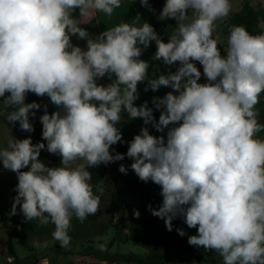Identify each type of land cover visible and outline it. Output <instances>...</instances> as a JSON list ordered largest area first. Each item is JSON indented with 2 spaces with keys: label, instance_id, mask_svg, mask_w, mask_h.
I'll return each mask as SVG.
<instances>
[{
  "label": "clouds",
  "instance_id": "obj_1",
  "mask_svg": "<svg viewBox=\"0 0 264 264\" xmlns=\"http://www.w3.org/2000/svg\"><path fill=\"white\" fill-rule=\"evenodd\" d=\"M119 7L120 0H0V97L8 93L4 102L17 106L7 119L34 130L29 115L40 105L25 103L29 92L47 95L63 113L40 117L47 151L59 154L61 166L41 162L45 144L34 145L30 137L12 139L0 150L3 168L18 178L12 214L19 205L26 220L51 222L55 240L66 247L73 215L83 221L100 209L87 169L125 158L110 148L122 140L117 124L127 112L160 132L178 125L168 128L166 139L145 127L129 142L131 169L161 187L162 205L149 206L152 215L164 219L168 231L174 218L183 217L198 233L188 237L189 245L218 252L223 264H264V140L255 138L264 130L255 112L264 93V34L233 27L222 56L213 33L216 21L230 13V0H166L160 19L177 21L167 43L147 22L122 23L91 39L72 17L77 8L81 16L90 9L111 16ZM72 35L87 39V50L73 46ZM152 41L154 59L180 64L174 73L147 79L146 91L173 89L154 98L163 109L158 122L147 102L134 104L149 68L139 59L140 45ZM193 61L209 83L198 82L201 72ZM106 74L115 76L113 82L98 85ZM119 171L127 173L124 165Z\"/></svg>",
  "mask_w": 264,
  "mask_h": 264
},
{
  "label": "crops",
  "instance_id": "obj_2",
  "mask_svg": "<svg viewBox=\"0 0 264 264\" xmlns=\"http://www.w3.org/2000/svg\"><path fill=\"white\" fill-rule=\"evenodd\" d=\"M245 1L230 0L232 5L230 13L227 17L216 21L213 37H219L218 43L220 44H218V48L222 56H226L225 50L228 47V38L223 32V24L232 15L241 11ZM249 2L254 6L260 4L264 7V0H249ZM165 3L166 0H148L149 6L146 7L142 6L140 0H120V7L115 8L111 16L94 9L89 10V15L81 16L80 14L77 15L80 12L77 8L73 11L72 17L77 21L79 27L88 32L91 39H96L107 29L122 23L139 27L147 22L153 26L159 39L167 43L170 36L176 31L177 21L174 18L160 19V13ZM188 16L191 20L194 19L195 14L190 10ZM262 29L264 34V24H262ZM71 44L79 46L82 50H87V39H81L78 35L71 36ZM140 47L142 55L139 59L148 62L149 68L148 77L139 84H148L147 79L155 78L159 74L174 73L180 67L179 62L166 65L162 59H154L157 51L155 41H152L147 48H144L143 45H140ZM193 63L201 72V78L198 82L202 84L209 83L203 75V66L198 61H193ZM114 79L115 76L110 79L106 74L104 77L97 79V84L107 86ZM172 91L171 87L164 86L156 91L151 90V88L147 91H139L137 92L138 99L134 101V104L138 107L147 102V106L153 110L155 108L154 98H163L168 92ZM43 97L49 101L53 112L61 111V114H63L60 108L52 104L50 97L47 95ZM157 110L159 112L163 111V109ZM255 112L257 113L258 123L264 125V93L260 95L259 103L255 106ZM154 119L157 122L159 120L156 117ZM120 122L127 125L125 133L128 145L136 135L141 133L142 128L147 127L151 135L164 136L166 139L168 128L178 126L169 125L163 132H160L152 123L145 125L142 118H130L127 112L121 113ZM255 138L264 140V130L257 132ZM12 139L19 140L18 131L8 129L5 124L0 122V150L6 149ZM124 157L123 160L115 162L100 183L92 184L94 194L100 197V209L96 215H89L83 221L73 215L71 227L68 229V235L71 239L66 247H62L60 242L55 240L53 236L55 225L51 222L44 225L40 223L39 219L28 221L25 218L22 230H15L13 224L20 208L17 205L16 213L12 214V205L17 195L18 178L15 172L3 168V164L0 162V190L5 189L7 185L10 186L7 192L4 191L7 199L0 195V211L4 213V218L0 217V252L9 251L11 240L15 258L23 262L48 260L51 264H140L126 261L123 257L135 255L146 258L155 254L162 256L175 254V257L166 264H223V257L214 250H206L203 247L189 249L192 246L188 243V237L197 235V232L190 234L178 243L163 246L160 251L137 245L130 240L131 235L138 227L167 236L186 225V223L183 217L177 216L172 221L173 230L168 231L164 219L152 215L149 206H151V209H158L162 205L163 197L161 195L153 203H149L148 191L153 182L151 180L148 182L140 180L131 169V164L134 161L127 155ZM121 165H124L127 169L126 174L119 171ZM71 166L75 167L76 165ZM100 189H103V192ZM113 199L121 203L120 210L113 207ZM122 211L124 212L123 218L120 216ZM136 211L139 212L138 218L134 215ZM116 212L119 214L117 221L115 218ZM23 239L26 242L22 247ZM150 246L155 247V244L150 243ZM0 264L6 263L0 260Z\"/></svg>",
  "mask_w": 264,
  "mask_h": 264
},
{
  "label": "trees",
  "instance_id": "obj_3",
  "mask_svg": "<svg viewBox=\"0 0 264 264\" xmlns=\"http://www.w3.org/2000/svg\"><path fill=\"white\" fill-rule=\"evenodd\" d=\"M77 13V15H79ZM262 24H264V7L262 5H252L249 0H246L241 11L232 15L224 24H223V32L225 35L229 36L230 30L233 27L236 26H243L246 28V30L252 34V35H259L263 34ZM228 45V44H227ZM148 84H138L137 86V92L139 91H145ZM150 87L148 88V90ZM9 94L6 93L4 97H0V122L5 124L8 129L13 131H18L19 133V140L25 139V138H31L32 143L38 144V143H44L45 148L41 150L39 159L41 162H43L47 167H59L61 166V157L59 154H52L47 151V141L43 140L42 138V123L40 120V117L45 113V111L48 114L53 113V109L51 107V104L49 101L41 96H37L36 94L29 92L26 94L25 103H32L36 102L40 105V108L33 109L32 111L35 112V115L33 116L30 112L29 115V121L33 125V131H25L22 130L20 127L19 121L16 122H10L7 117L8 115L16 110L17 106L6 104L4 101L7 99V96ZM161 115V112L157 110L155 107L153 109V116L159 119V116ZM117 127L122 133V140L118 142L115 145H112L110 148V152L113 155H116L117 153L123 154L124 156L127 153V149L129 147L127 143V137H126V127L127 125L125 123L119 122L117 124ZM116 162V161H115ZM115 162L109 163L107 165L100 164L95 167H89L87 170L92 174V178L90 183L91 184H98L100 183L103 178L105 177L107 171L114 166ZM28 169H23L22 171H27ZM149 203H153L156 199H158L161 196V187L155 183H152L151 187L149 188ZM112 205L116 210L121 209V203L116 201L115 199L112 200ZM18 213V212H17ZM184 231L185 235L181 236L177 230L171 232L167 236L159 235L157 233L151 232L147 229H144L142 227H138L134 233L131 235L130 240L141 246H145L149 249L160 251L163 246L167 244H173L178 243L184 239H186L190 234L197 232L196 228H189L187 225L182 226L179 228ZM150 243H154L155 247H151ZM192 248H198L197 246H192L189 249ZM9 252L11 254H14L12 249V241L9 242ZM175 257V254L162 256L160 254H155L153 256H149L146 258H140L135 255H128L123 257L126 261L129 262H136L140 264H166L169 260ZM16 264H32L30 261L23 262L21 260L16 259Z\"/></svg>",
  "mask_w": 264,
  "mask_h": 264
},
{
  "label": "built area",
  "instance_id": "obj_4",
  "mask_svg": "<svg viewBox=\"0 0 264 264\" xmlns=\"http://www.w3.org/2000/svg\"><path fill=\"white\" fill-rule=\"evenodd\" d=\"M119 186V185H118ZM119 214L118 212L115 213L116 221L118 220ZM25 217L21 210L18 211V213L15 216L14 221V227L15 230L21 231L22 225ZM0 260H3L6 264H16V258L13 254H11L9 251L7 252H0ZM32 264H51L48 260L38 261V262H32Z\"/></svg>",
  "mask_w": 264,
  "mask_h": 264
},
{
  "label": "rangeland",
  "instance_id": "obj_5",
  "mask_svg": "<svg viewBox=\"0 0 264 264\" xmlns=\"http://www.w3.org/2000/svg\"><path fill=\"white\" fill-rule=\"evenodd\" d=\"M9 187H10V186L7 185V187H6L5 189L3 188V189L0 190V191H1V192H0V195L3 196L5 199H7V198H6L5 195H4V191L7 192V190H8ZM13 196H14V194H13ZM2 199H3V198H2ZM3 201H4V200H3ZM19 208H20V206H19ZM0 217H1V218H4V213L1 212V211H0ZM25 242H26V240L23 239V241H22V247H23V245H25ZM189 261H191V260H189ZM190 263H191V262H190Z\"/></svg>",
  "mask_w": 264,
  "mask_h": 264
},
{
  "label": "water",
  "instance_id": "obj_6",
  "mask_svg": "<svg viewBox=\"0 0 264 264\" xmlns=\"http://www.w3.org/2000/svg\"><path fill=\"white\" fill-rule=\"evenodd\" d=\"M121 218L124 217V212L122 211L121 214H120Z\"/></svg>",
  "mask_w": 264,
  "mask_h": 264
}]
</instances>
